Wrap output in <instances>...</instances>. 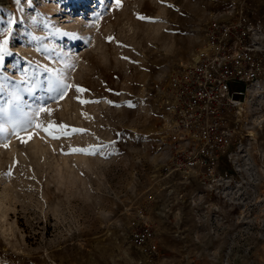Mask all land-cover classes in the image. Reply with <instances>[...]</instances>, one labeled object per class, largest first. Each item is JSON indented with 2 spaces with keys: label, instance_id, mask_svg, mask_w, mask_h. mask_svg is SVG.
<instances>
[{
  "label": "rangeland",
  "instance_id": "rangeland-1",
  "mask_svg": "<svg viewBox=\"0 0 264 264\" xmlns=\"http://www.w3.org/2000/svg\"><path fill=\"white\" fill-rule=\"evenodd\" d=\"M239 6L264 39V0H0V264H264V79L219 179L165 169L170 70ZM139 217L156 254L128 237Z\"/></svg>",
  "mask_w": 264,
  "mask_h": 264
},
{
  "label": "built area",
  "instance_id": "built-area-1",
  "mask_svg": "<svg viewBox=\"0 0 264 264\" xmlns=\"http://www.w3.org/2000/svg\"><path fill=\"white\" fill-rule=\"evenodd\" d=\"M264 79V39L249 8L229 18H212L192 61L173 66L163 98L169 159L165 169L182 182L219 179L222 157L234 143V122L242 114L249 86ZM236 83L244 88H236ZM128 237L144 254L160 250L158 232L133 219Z\"/></svg>",
  "mask_w": 264,
  "mask_h": 264
},
{
  "label": "snow or ice",
  "instance_id": "snow-or-ice-1",
  "mask_svg": "<svg viewBox=\"0 0 264 264\" xmlns=\"http://www.w3.org/2000/svg\"><path fill=\"white\" fill-rule=\"evenodd\" d=\"M116 4H117V6H119L120 5V0H116ZM140 18L143 19V17H140ZM3 43L4 44H7V40H5ZM4 51H5V49L3 47H0V59H3V52ZM60 83H61V85H62V87H63L64 90H67L68 88L73 87L72 85H68L66 83H63V81H61ZM76 90L78 92L79 91H83V89H80L78 86H77ZM64 94H65V92H62L61 93V96H63ZM6 111H7L6 109L0 108V114L5 113ZM43 112H47V113L50 114L51 113V109H48L46 107H41L40 109H38L37 115L39 113H43ZM32 127L36 128V129H42L45 132H48L50 135L52 134L51 131H50V128L44 127L41 123H35L34 125H32ZM60 127L63 128L64 126L61 125ZM0 131H4V129L3 128H0ZM22 131L23 132H28L29 129L28 128L20 129V128L14 126V130H13V133L12 134L13 135H16L18 138H20ZM80 131H83V130H80ZM28 139H31V135L28 136ZM22 142H27V141L24 140V139H22ZM7 146H8L7 144L4 145V147H7ZM74 151H85V150L84 149H74Z\"/></svg>",
  "mask_w": 264,
  "mask_h": 264
},
{
  "label": "bare ground",
  "instance_id": "bare-ground-1",
  "mask_svg": "<svg viewBox=\"0 0 264 264\" xmlns=\"http://www.w3.org/2000/svg\"><path fill=\"white\" fill-rule=\"evenodd\" d=\"M249 90V89H248ZM5 128H6V130H8L9 129V126L8 125H5ZM2 141V140H1Z\"/></svg>",
  "mask_w": 264,
  "mask_h": 264
}]
</instances>
